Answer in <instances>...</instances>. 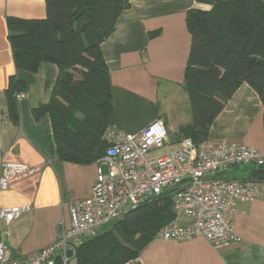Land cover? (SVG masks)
Masks as SVG:
<instances>
[{"label":"crops","instance_id":"obj_1","mask_svg":"<svg viewBox=\"0 0 264 264\" xmlns=\"http://www.w3.org/2000/svg\"><path fill=\"white\" fill-rule=\"evenodd\" d=\"M130 3L101 44L111 75L112 131L134 135L162 119L167 130L176 132L192 120V115L188 122L176 120L187 111L191 114L189 97L187 105L181 98L191 46L187 12L210 6L198 0ZM8 16L43 18L45 0H0V165L16 162L32 169L0 191L2 206H30L12 222L0 221V239L14 255L25 257L55 241L63 221L69 226V205L91 195L99 163L79 164L59 157L51 116L37 118L33 112L49 101L59 68L50 61L41 62L35 72L16 68ZM11 76L25 82V90L15 98L16 119L6 96ZM263 114L259 94L245 82L213 121L208 139L217 144L240 142L264 153ZM101 167L107 168L104 163ZM253 168L234 166L221 175L247 180ZM232 228L239 241L229 247L215 249L202 237L155 238L128 264H264V198L239 202ZM69 264L78 263L72 259Z\"/></svg>","mask_w":264,"mask_h":264},{"label":"trees","instance_id":"obj_2","mask_svg":"<svg viewBox=\"0 0 264 264\" xmlns=\"http://www.w3.org/2000/svg\"><path fill=\"white\" fill-rule=\"evenodd\" d=\"M209 9L192 8L186 21L191 46L184 89L191 122L174 136L208 139L210 127L243 83L254 87L264 106V0H198ZM130 0H45L46 16H8L9 39L17 69L37 71L43 61L59 68L48 102L33 112L52 118L61 159L89 164L99 161L114 143L111 75L101 49ZM25 82L11 76L6 89L11 116ZM264 125V114H263ZM111 132V134H110ZM250 181H264V166H254ZM169 191L147 199L112 222V228L86 238L78 247V264H128L174 217ZM56 264H62L60 258Z\"/></svg>","mask_w":264,"mask_h":264},{"label":"built area","instance_id":"obj_3","mask_svg":"<svg viewBox=\"0 0 264 264\" xmlns=\"http://www.w3.org/2000/svg\"><path fill=\"white\" fill-rule=\"evenodd\" d=\"M166 143L171 144L162 119L138 134L117 135L97 161L91 195L69 205V226L63 221L55 241L25 257L14 255L1 238L0 264H56L57 258L62 264H69L78 247L99 228L165 191L170 192L175 215L159 228L156 238L202 237L215 249L239 241L232 228L238 204L264 198V181L226 178L221 174L234 166H264V153L240 142L217 144L209 139L195 142L187 137L166 154L149 155ZM101 163L106 164V170ZM31 171L23 163L2 162L0 191ZM29 210L27 205L4 207L0 202V221L8 224Z\"/></svg>","mask_w":264,"mask_h":264},{"label":"rangeland","instance_id":"obj_4","mask_svg":"<svg viewBox=\"0 0 264 264\" xmlns=\"http://www.w3.org/2000/svg\"><path fill=\"white\" fill-rule=\"evenodd\" d=\"M181 93H182V97H181V98H182V100L185 101V103H186V105H187V104L189 103L188 98H187L188 95H187V93H186L185 91H184V92L182 91ZM177 118H178V117H177ZM190 119H191V114L187 111L186 114L182 115L181 118L176 119V120H180V121L184 120L183 122H186V121L188 122V121H190ZM172 124H175V123H172ZM168 131H169V140H170V143H171V144L166 143L165 146H163V147H161V148H157V149H155L153 152H150V153H149L150 156L163 155V154H166V153H168V152H170V151H172V150H174L175 148L178 147V145H176V143H174V140H175V141L178 140V139H176L175 136H174L175 132H170V131H172V130H169V129H168ZM239 167H241V168H245L246 165H240ZM112 227H113V226H112L111 223H110V224H107V225H105V226L99 228V229L95 232V234H94L93 236H96L97 233H98L100 230H101V231H104V230H107V229L112 228Z\"/></svg>","mask_w":264,"mask_h":264},{"label":"bare ground","instance_id":"obj_5","mask_svg":"<svg viewBox=\"0 0 264 264\" xmlns=\"http://www.w3.org/2000/svg\"><path fill=\"white\" fill-rule=\"evenodd\" d=\"M243 180V179H242ZM247 181H250V180H247Z\"/></svg>","mask_w":264,"mask_h":264}]
</instances>
